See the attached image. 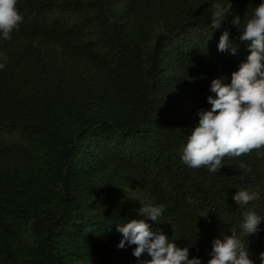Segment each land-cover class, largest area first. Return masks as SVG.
Segmentation results:
<instances>
[{"label": "trees", "instance_id": "16d2710c", "mask_svg": "<svg viewBox=\"0 0 264 264\" xmlns=\"http://www.w3.org/2000/svg\"><path fill=\"white\" fill-rule=\"evenodd\" d=\"M218 2L18 0L19 30L0 37V264H139L147 252L117 247L131 219L201 264L235 233L260 264L264 219L241 225L246 211L264 218V147L215 173L181 159L211 81L230 83L248 55L231 20L242 28L261 0H231L212 29ZM225 28L235 55L218 51ZM239 189L259 199L238 205ZM159 204L152 221L143 209Z\"/></svg>", "mask_w": 264, "mask_h": 264}, {"label": "clouds", "instance_id": "9594fccd", "mask_svg": "<svg viewBox=\"0 0 264 264\" xmlns=\"http://www.w3.org/2000/svg\"><path fill=\"white\" fill-rule=\"evenodd\" d=\"M17 4L18 0H0V37L4 40L12 38L23 20ZM214 8L211 28L220 29L232 11L231 0L218 2ZM231 24L239 31L240 40L248 42V55L238 70L231 73L230 83H224V77L211 81L210 91L215 93V97H207L211 108L198 110V124L191 130L181 157L189 167H206L212 173L224 165L225 157H240L264 147V0L242 28L239 16H234ZM237 47L225 28L219 37L218 51L235 55ZM0 59L3 69L7 56L0 53ZM239 167L250 170L243 163ZM232 198L238 205H247L259 199V192L239 189ZM164 209V204L152 205L144 208L143 213L152 221H160ZM262 219L255 211H246L241 225L244 235L256 233ZM117 231L122 234L118 248L135 245L132 253L135 257L145 252L150 255L151 259L139 264H201L199 257L189 258L188 247H179L163 233H154L144 220L117 224ZM209 256L207 264H254L245 243L235 233L214 239ZM259 261L264 264V251L259 253Z\"/></svg>", "mask_w": 264, "mask_h": 264}]
</instances>
